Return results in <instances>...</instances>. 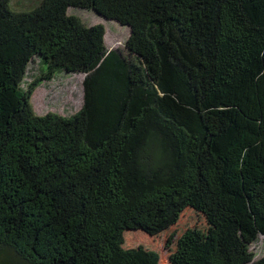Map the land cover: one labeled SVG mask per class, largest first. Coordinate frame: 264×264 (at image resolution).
Segmentation results:
<instances>
[{
  "label": "trees",
  "instance_id": "trees-1",
  "mask_svg": "<svg viewBox=\"0 0 264 264\" xmlns=\"http://www.w3.org/2000/svg\"><path fill=\"white\" fill-rule=\"evenodd\" d=\"M12 1L0 0V264H159L126 233L157 235L188 208L207 218L217 258L191 264L252 262L264 0ZM70 8L129 26L125 45L109 48L105 24ZM59 71L84 74V104L40 115L34 92Z\"/></svg>",
  "mask_w": 264,
  "mask_h": 264
},
{
  "label": "rangeland",
  "instance_id": "rangeland-1",
  "mask_svg": "<svg viewBox=\"0 0 264 264\" xmlns=\"http://www.w3.org/2000/svg\"><path fill=\"white\" fill-rule=\"evenodd\" d=\"M37 2L38 0H13L12 4L15 8H30ZM70 9H74L75 13L89 24H105L106 42L109 48L125 45L130 36V27L116 20L104 18L86 9ZM39 70L40 63L36 59L29 66L26 86L34 80L35 75H39ZM84 77V74L68 75L59 71L55 78L35 90L32 101L36 112L40 115L48 112L71 115L81 109L84 104ZM125 237L126 247L142 245L158 251L159 264H191L203 252L211 256L210 261L217 262L216 255L212 251V227L204 214L193 208L186 209L176 224L157 235L135 230L127 232ZM252 249L256 256L248 264H255L264 256V235L252 245Z\"/></svg>",
  "mask_w": 264,
  "mask_h": 264
}]
</instances>
